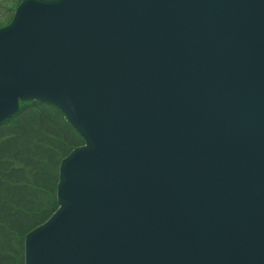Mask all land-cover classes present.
<instances>
[{
    "label": "water",
    "instance_id": "water-1",
    "mask_svg": "<svg viewBox=\"0 0 264 264\" xmlns=\"http://www.w3.org/2000/svg\"><path fill=\"white\" fill-rule=\"evenodd\" d=\"M32 100L84 143L24 264H264V0H22L0 123Z\"/></svg>",
    "mask_w": 264,
    "mask_h": 264
},
{
    "label": "trees",
    "instance_id": "trees-1",
    "mask_svg": "<svg viewBox=\"0 0 264 264\" xmlns=\"http://www.w3.org/2000/svg\"><path fill=\"white\" fill-rule=\"evenodd\" d=\"M83 143L64 114L43 101H21L0 123V264H24L25 235L58 208L60 163Z\"/></svg>",
    "mask_w": 264,
    "mask_h": 264
},
{
    "label": "rangeland",
    "instance_id": "rangeland-1",
    "mask_svg": "<svg viewBox=\"0 0 264 264\" xmlns=\"http://www.w3.org/2000/svg\"><path fill=\"white\" fill-rule=\"evenodd\" d=\"M17 4L18 0H0V26L10 20Z\"/></svg>",
    "mask_w": 264,
    "mask_h": 264
}]
</instances>
